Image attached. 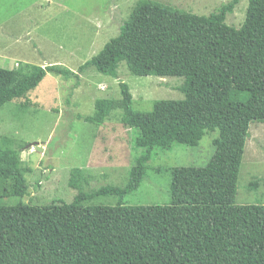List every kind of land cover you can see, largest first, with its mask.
I'll return each mask as SVG.
<instances>
[{
    "label": "trees",
    "instance_id": "trees-1",
    "mask_svg": "<svg viewBox=\"0 0 264 264\" xmlns=\"http://www.w3.org/2000/svg\"><path fill=\"white\" fill-rule=\"evenodd\" d=\"M238 2L208 16L152 0L134 5L118 35L78 74L92 68L116 79L124 62L137 77L184 78V98L134 111L129 88L120 83L118 100H96L85 122L101 125L120 110L121 124L136 132L141 155L125 186L85 192L88 178L73 168L71 203L0 206V264H264V205L235 204L249 126L264 123V0H248L235 29L225 18ZM47 73L78 79L58 65L0 68V108L24 98ZM215 130L206 166L171 169L168 205H125L158 152L195 147ZM20 164L18 153L0 151V198L28 196L29 170ZM97 197L115 198V205H85Z\"/></svg>",
    "mask_w": 264,
    "mask_h": 264
},
{
    "label": "rangeland",
    "instance_id": "rangeland-1",
    "mask_svg": "<svg viewBox=\"0 0 264 264\" xmlns=\"http://www.w3.org/2000/svg\"><path fill=\"white\" fill-rule=\"evenodd\" d=\"M139 0H0V68L18 64L61 66L78 75L77 81L47 73L24 98L0 108V151L18 153L27 175L28 196L0 198V206L18 203L46 206L72 202L77 191L68 186L69 173L80 169L88 178L83 191L102 186L122 188L141 151L136 132L120 122L115 110L101 125L85 122L98 99L118 100L119 84L128 86L132 109L149 112L155 101L184 98V78L132 75L124 62L117 78L92 68L77 70L115 38ZM172 8L208 16L230 0H152ZM248 0H239L225 24L240 28ZM26 103V104H25ZM207 133L195 147L174 146L148 163L138 189L125 197L127 206L169 204L170 172L174 167H204L214 154ZM115 198L97 197L85 205L114 206ZM236 205H264V123L249 126L237 179Z\"/></svg>",
    "mask_w": 264,
    "mask_h": 264
}]
</instances>
